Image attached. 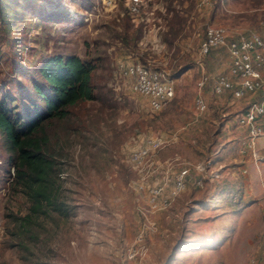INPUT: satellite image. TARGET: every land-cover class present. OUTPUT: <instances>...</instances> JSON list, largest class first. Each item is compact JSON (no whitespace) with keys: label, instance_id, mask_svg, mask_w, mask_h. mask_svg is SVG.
Returning <instances> with one entry per match:
<instances>
[{"label":"rangeland","instance_id":"374dc122","mask_svg":"<svg viewBox=\"0 0 264 264\" xmlns=\"http://www.w3.org/2000/svg\"><path fill=\"white\" fill-rule=\"evenodd\" d=\"M107 1L92 0L90 10L83 11L66 0L81 18L57 22L34 16L48 9L62 14L64 0H14L21 17L9 34L21 44L11 51L0 38V78L10 69L3 60L14 53L28 69L54 51L85 58L97 50L102 53L91 81L103 97L73 109L77 129L61 160V194L68 215L38 221L29 249L6 246L13 222L8 215L22 214L25 202L7 191L9 153L0 138V264H264V161L251 168L250 158H236L235 146L229 147L222 159L214 158L226 165L225 178L202 189L189 182L168 209L143 211L144 216L140 210H147V196L134 188L136 177L127 162L130 151L156 134L176 133L154 155L158 163L172 162V171L175 163H196L210 151L214 157L213 151L235 141V134L228 140L224 133L237 130L235 115L244 100L209 94L206 111L191 122L199 76L193 59L207 25L223 28L230 37L247 31L264 37V0H219L201 12L195 11V0H178L181 15L160 20L168 32H155L150 42L156 49L134 50L114 37L125 16V0L122 7L118 0ZM216 54L224 57L217 49L202 58L203 71L210 76L220 68V61H208ZM118 60L166 71L174 95L165 111H151L144 97L130 92L125 79L116 78ZM237 160L242 162L233 164Z\"/></svg>","mask_w":264,"mask_h":264},{"label":"trees","instance_id":"16d2710c","mask_svg":"<svg viewBox=\"0 0 264 264\" xmlns=\"http://www.w3.org/2000/svg\"><path fill=\"white\" fill-rule=\"evenodd\" d=\"M68 1L83 11L90 10L92 5V0ZM118 1L122 7V0ZM13 3L14 0H0V38L11 51L21 44L16 35L9 34L21 17L14 10ZM67 4L64 0L62 14L56 15L48 9L46 13L37 12L34 18L44 20V17L57 22L81 18V14ZM181 8L178 0H152L149 8H142L133 17L125 5L120 31L114 37L123 47L130 46L133 50L138 46L152 47V44L140 43L147 38L149 30L153 35L155 32L167 35L168 31L160 20L181 13ZM149 9H152L153 21L146 14ZM101 53L96 50L82 58L54 51L36 59L28 69H23L18 53L3 60L10 68L5 77L0 78V138L4 150L9 153L6 166L11 169L10 173L9 168L5 169L7 191L25 202L22 214L8 215L13 221L6 241L8 247L29 249L30 236L38 221L68 215L61 194V160L69 137L77 129L73 109L103 97L95 91L91 81ZM2 57L4 54L0 52V63Z\"/></svg>","mask_w":264,"mask_h":264},{"label":"built area","instance_id":"2783aa9c","mask_svg":"<svg viewBox=\"0 0 264 264\" xmlns=\"http://www.w3.org/2000/svg\"><path fill=\"white\" fill-rule=\"evenodd\" d=\"M151 1L125 0L127 12L136 17L142 8H149ZM212 1L196 0L195 11L207 9ZM152 13V9L146 13L151 21ZM154 48L155 45L151 47ZM217 49L225 54L227 65L224 70L210 76L203 71L202 58ZM193 64L199 69V76L194 85L193 109L196 116L191 122H196L206 111L203 98V89L206 86L215 96L229 93L234 99L249 97L245 109L235 115V123L244 130L237 153L246 155L254 165H258L263 160L257 140L264 136V37L255 31L230 37L223 28L207 25L197 44ZM114 70L116 78L127 81L131 93L146 99L151 111L163 112L167 109L174 95V82L167 76L166 71L150 69L148 65L137 60H118ZM175 139L176 133L145 137L127 157L136 177L133 181L134 188L147 196V210H140L143 216V211L154 213L168 209L178 195L187 189L189 182L195 188L202 189L204 184L212 185L222 177L224 166L214 161L210 155L193 164L175 163L178 167L173 171L172 162L158 163L154 158L155 153Z\"/></svg>","mask_w":264,"mask_h":264},{"label":"crops","instance_id":"0c3cea01","mask_svg":"<svg viewBox=\"0 0 264 264\" xmlns=\"http://www.w3.org/2000/svg\"><path fill=\"white\" fill-rule=\"evenodd\" d=\"M221 1V0H220ZM153 41L154 40V37H153V31H150L148 34H147V38L146 39H143L142 40V42L140 43V44H142L143 43V45L144 44H146V43H149V44H152L151 42H149V41ZM147 48H148V46H147ZM224 57H221V56H219L218 54H216L215 55V57L214 56H212V57H208V61H211V60H217V62H221V64L219 65L220 66V68L216 71V73L217 72H219V71H222V70H224L225 68H226V65H227V58H226V56H225V54L223 55ZM220 57V58H219ZM222 61L224 62V63H222ZM208 90V91H207ZM212 95L211 94V92L209 91V87H204V89H203V98H204V100H205V102H206V97H207V95ZM213 97H220V98H227V97H230V98H232L230 95H229V93H223L222 95H219V96H215V95H213ZM232 99H234V98H232ZM236 100H244L243 101V107H242V109L245 107V104L247 103V101L249 100V97H247V96H245V97H243V98H241V99H236ZM220 101V100H219ZM241 110V109H240ZM239 110V111H240ZM198 121V120H197ZM196 121V122H197ZM228 123V122H227ZM236 124V123H235ZM223 126H227L226 124L225 125H223ZM236 126H237V124H236ZM224 127V128H225ZM237 128V130L235 131V133H224V136H226L227 138H228V140H232V134H235L236 136H235V138H233V140H235V141H233L231 144H229V142H226V145H224L222 148H220V149H217L216 151H213L212 152V154L214 155V157H213V160L215 161V159L214 158H216L217 160L219 159V158H221L222 159V157H224V155H225V153H226V151H227V149H229V147H233V146H235L234 148H235V151L237 152V147H238V145H239V142L243 139V137H244V130L242 129V128H239L238 126L236 127ZM227 130V129H226ZM228 131V130H227ZM232 132V131H231ZM257 142H258V149H259V153H260V155H261V157L263 158V160L258 164V165H261L262 163H263V161H264V136H262L261 138H259L258 140H257ZM211 153V151L209 152V154ZM208 154V155H209ZM236 155H237V153H236ZM240 156H243V155H237V157L236 158H238V157H240ZM246 156V155H245ZM247 157V156H246ZM224 159V158H223ZM221 161V160H220ZM218 162V163H220V164H222L223 166H224V168H223V172L221 173V175H222V177L220 178V179H223V178H225V176H227V174H228V172H227V170H225V168H226V165H224L223 164V162ZM242 161H238L237 160V163H235V161H233V164H240ZM247 166H249V167H251V168H255V167H257V165H254L252 162H249V164H247ZM193 177V176H192ZM194 178V177H193Z\"/></svg>","mask_w":264,"mask_h":264}]
</instances>
